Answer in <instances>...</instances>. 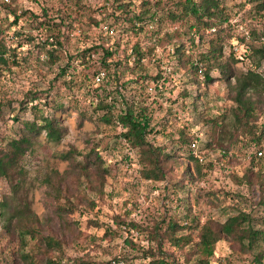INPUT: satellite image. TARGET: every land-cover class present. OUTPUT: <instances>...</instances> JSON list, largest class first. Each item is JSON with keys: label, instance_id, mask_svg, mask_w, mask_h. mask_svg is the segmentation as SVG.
<instances>
[{"label": "rangeland", "instance_id": "374dc122", "mask_svg": "<svg viewBox=\"0 0 264 264\" xmlns=\"http://www.w3.org/2000/svg\"><path fill=\"white\" fill-rule=\"evenodd\" d=\"M73 1L15 0L8 10L0 4V41L14 47L10 55H16L15 60L8 56L7 65L0 68V145L21 134L14 115L20 120L35 118L29 108L32 104L55 116L63 126L58 141H48L43 132L33 138L20 160L23 173L19 179L12 182L0 176V202L7 205L0 206V264H24L17 254L15 230L7 222V216L16 210L33 215L43 235L61 242L64 261L84 258L101 263L121 253L134 255L130 264L143 263L141 249H132L126 242L130 229L124 223L118 225L116 217L127 216V221L135 220L150 228L154 220L171 216L185 223V211L203 223L209 217L224 221L243 209L250 213L256 228H264V203H260L264 192L258 183L238 181L255 150H264V142L254 144L243 135L232 143L226 138L229 157L221 156L218 146H205L215 135L208 119L227 112L231 105L227 86L230 78L218 64L226 71H244L251 66L246 56L249 45L264 42L256 36L264 30V11L254 14L258 1L220 0L222 32L208 30L201 37L187 26L164 19L165 8H175L173 3L157 1L146 6L145 17L155 13L154 21L139 31L123 32L126 24L118 20L111 24L114 34L105 36L100 32L101 23L95 24L94 19L101 17L104 10L100 8L108 0H82L85 6L78 10ZM42 5L50 7L51 16L57 15L59 8L65 12V21L55 36L61 46H52L58 55L52 61L47 46L43 51L36 46L51 40V31L35 29L29 14L8 25L21 9L42 14ZM253 29L255 35H250ZM25 35L34 37L33 43ZM213 41L221 44V56L207 62ZM111 43L114 52L108 67H103L105 50L93 47L105 48ZM134 43H138L141 57L133 55ZM179 45L181 51L175 53ZM65 64L68 66L62 76L59 69ZM191 64L199 69L191 71ZM100 72L103 75L97 80ZM205 72L211 77L209 81L204 80ZM36 93L38 96L32 99ZM25 99L28 101L21 105ZM52 99L62 109L51 108L48 100ZM100 99L109 108L102 109ZM128 108L135 114L144 113L148 123L146 140L165 151L178 150L175 147L182 132L197 138L199 149L206 155L205 162H199V170L181 151L177 162L164 159L167 171L163 180L142 177L138 149L120 136L123 128L117 117ZM256 113L258 132L264 124V102H260ZM104 115L111 116V121ZM222 128L230 131L228 125ZM62 152H71L72 157L60 158ZM99 156L103 165L97 168L94 163H98ZM80 164L87 167L82 169ZM182 183L183 189L179 188ZM58 205L67 210L57 211ZM70 205L72 210H68ZM192 233L196 235V231ZM138 234L134 241L148 245L146 233ZM164 248L173 250L168 241H164ZM260 249H264L262 242L246 251L223 238L215 245L211 264H255L253 257ZM174 251L178 255L180 250ZM50 254L59 256L54 250ZM190 264L203 263L193 255Z\"/></svg>", "mask_w": 264, "mask_h": 264}, {"label": "trees", "instance_id": "16d2710c", "mask_svg": "<svg viewBox=\"0 0 264 264\" xmlns=\"http://www.w3.org/2000/svg\"><path fill=\"white\" fill-rule=\"evenodd\" d=\"M157 1L173 3V7L175 6L173 9H168L171 6L165 8L164 19L169 23L174 25L180 23L183 26H187L189 31H194L199 37L208 33V30L216 33L219 31L222 32L221 27H219L222 22L220 0H140L138 4L136 0H108V3L100 8L102 11L104 10L100 14L101 17L96 20L94 19V22L95 24L103 22L112 24L118 20H122L126 24L122 30L123 32L130 29L139 31L142 29V26L154 21L155 13L149 17H145V7ZM250 1H258L255 4V15H257V12L259 14V11H264V0ZM14 2L15 0H9V2L0 0V4L6 10ZM73 5L78 10L83 5L85 6V3L82 0H74ZM49 9L50 7L48 8L42 5L41 10L43 13L40 15L29 9H21V13H19L21 15L14 13L8 25L11 26L18 23L21 16L29 14L33 19L34 23L32 25L35 29L45 32L51 31L52 35L50 37L52 39L49 41L46 39L43 43L38 42L36 46L42 51L47 46L48 49H46V52L52 61L53 58L58 57L55 53L57 49H53L52 46H61V41L55 38V36L59 34L61 22L63 23L65 21V12L62 8H59L56 9L59 13L51 16L48 14ZM106 10L107 12H105ZM56 18H59L60 21L57 22ZM56 30L57 33H54ZM175 30L178 31L177 28ZM254 31L253 29L250 35H255ZM256 36L258 38H264V30L261 33H257ZM25 38L29 43H33L34 37L25 35ZM118 38L116 41H118ZM214 42L206 57L207 62L210 60L216 61L221 56V44ZM112 44H109L105 48L100 47V45L93 47V50L98 48L105 50L101 57L103 67H108L110 62L108 59L112 55L111 51L114 52ZM137 45L138 43L132 45L134 47L133 55H139L141 57L142 53H139ZM13 48L7 47L0 41V68L3 65H7L8 56H13V60L16 59H14L16 57L14 52L10 55V50H13ZM181 48L182 46H177L175 53L180 52ZM248 51L246 56H248L251 66L244 71H226V67L218 64L223 72H227L226 78H230L227 86L231 105L227 112L222 113L216 118L208 119L212 128L215 129V135L212 136L211 140L206 142L205 146L207 148L218 146L221 156H231L229 147L225 146L226 138H229L232 143L239 136L243 135L248 137L251 143L259 145L264 142V124L261 125L258 132L255 126L258 118L256 111L258 110L260 102H264V67H262V64H264V42L259 46L253 43L250 44ZM233 60L238 61L235 58ZM67 66L65 64L60 68L59 74L64 76ZM190 68L191 71H196L199 69V66L191 64ZM231 78L233 81H231ZM210 79L211 77L208 72H205L204 80L209 81ZM37 96L38 93L30 97L33 99ZM27 101L25 99L20 104L23 105ZM48 103L51 108L62 109V105L58 102L55 103L54 99L51 101L48 100ZM99 106L102 109L109 108L108 104L103 102L102 99L99 101ZM29 108L35 114V118L33 120H20L18 116L14 115L12 118L14 121L20 123L19 130L21 134L18 137L8 139L4 146L2 144L0 145V176L6 180L8 179V181L13 182L15 178L19 179L21 177L23 172H21L20 160L31 147L33 138L43 132L48 141H58L63 133V126L58 123L55 116L44 112L37 104H32ZM103 118L111 121L112 117L104 115ZM145 118L144 113L142 115L135 114L132 108H128L123 115L117 117L118 123H121L123 128L120 136L131 147L137 148L139 151L141 163L139 172L142 177L163 180L167 171L163 163L164 159L172 158L174 162H177V157L180 156L181 153L179 152L181 151L186 154L185 156L188 160L196 163L195 166L199 170L200 163L194 157L191 147L194 141H198L197 138H189L182 132L175 147L178 150L165 151L163 148L154 146L146 140L148 123ZM225 125L229 126L230 131H223L224 129L222 127ZM260 148L255 150L249 165L245 168L241 177L238 178V181L245 182L247 185L258 183L262 192H264V150ZM258 151H261V155L257 154ZM70 153L62 152L59 157L70 158L72 157ZM87 162L91 163V160L87 158ZM94 165L97 168L103 165L100 156L98 157V163H94ZM79 166L82 169L87 167L86 164H80ZM102 171H106L104 167H102ZM11 185L14 186L12 183ZM174 185L177 186L178 184L175 183ZM184 187L183 183L179 185V188L183 189ZM100 191H102V187ZM260 203H264V200H260ZM0 206L6 207L7 205L5 202H0ZM55 209L59 212L67 210L61 205H58ZM69 209H73L71 205L68 207ZM183 216L186 220L185 223H181L177 216H171L159 221L154 220L150 228L140 225L135 220L127 221V216L116 217L115 222L118 225L124 223L130 229V236H127L128 238L126 237L127 240H125L131 245L132 249H141L143 252L145 259L141 264H190L193 255H197L199 261L203 264H211L210 258L214 254L215 245L223 238L231 240L246 251H252V248H256L261 242L264 243V228H256L250 213L243 209H237L234 215L227 217L224 221H218L213 217H209L205 222L200 223L189 211H185ZM36 221L37 219L33 215H29L22 210H16L7 216V222L15 230L18 239L17 254L24 264H111V259H123L130 263L134 260V255L119 253L101 263L84 258H73L64 261L60 255L62 252L61 242L50 235H43L38 230ZM133 228L137 232L146 233L149 241L148 245L144 246L134 241L135 239L132 236ZM183 231L185 232L183 233ZM194 231H196L195 236L192 233ZM164 241L169 242L173 248L172 251L164 248ZM52 250L57 251V255L59 256L51 255L50 252ZM174 250H180L178 255ZM253 260L255 264H264V249L258 250Z\"/></svg>", "mask_w": 264, "mask_h": 264}, {"label": "built area", "instance_id": "2783aa9c", "mask_svg": "<svg viewBox=\"0 0 264 264\" xmlns=\"http://www.w3.org/2000/svg\"><path fill=\"white\" fill-rule=\"evenodd\" d=\"M4 2H9V0H3ZM102 11V9H100ZM100 28V32H102L103 35H107L110 36L112 34H114V29L113 27H111V24L108 22H103L100 24L99 26ZM103 75V72H100L97 75V80L101 78V76ZM192 147V153L194 155V157H196L198 159L199 162H205L206 159V155L204 153L203 150L199 149V143L198 141H194L191 144ZM258 155H261V151L257 152ZM132 235L135 238H137L139 236L138 232H132ZM130 262H126L123 259H111V264H129Z\"/></svg>", "mask_w": 264, "mask_h": 264}]
</instances>
